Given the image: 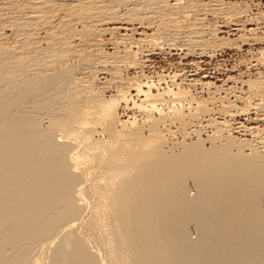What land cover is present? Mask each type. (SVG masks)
<instances>
[{"label": "bare ground", "instance_id": "6f19581e", "mask_svg": "<svg viewBox=\"0 0 264 264\" xmlns=\"http://www.w3.org/2000/svg\"><path fill=\"white\" fill-rule=\"evenodd\" d=\"M195 2L0 0V264H264V78L201 102L131 84L129 47L78 48L111 22L139 36L143 65L159 36L207 45L218 31L183 29ZM82 68L135 90L141 124L116 119L123 95L105 100Z\"/></svg>", "mask_w": 264, "mask_h": 264}, {"label": "rangeland", "instance_id": "374dc122", "mask_svg": "<svg viewBox=\"0 0 264 264\" xmlns=\"http://www.w3.org/2000/svg\"><path fill=\"white\" fill-rule=\"evenodd\" d=\"M218 1H221L223 11L213 13V9H217L213 2H210V0H198L199 3L195 2L196 6L194 5L193 8L187 10L183 15L184 20L186 21V24L184 25L185 27L183 26L184 31L193 29L194 25L199 32H203L204 34H208L213 29L215 32L218 31L217 35L214 37H210L209 35L208 37L205 35L204 39L208 43L207 45L194 44L190 46L193 48H190L186 45L188 42H185L187 41V38L184 36L180 39L169 37V41L165 40V42L159 36V40L155 41L156 43L154 42L157 46L153 55L150 57L151 59L143 65V63L140 64L141 59L139 58L140 52L138 49L134 45L130 47V42L133 40L136 41V39H139V36L135 35L133 36L134 38L130 37L129 39L124 40L120 35L126 33L122 30H118L116 34L113 35L109 30L117 27V24L111 22L112 24L106 23L105 25H102V29H107V31L99 33L103 34L100 39L98 38V41L97 38L94 41L92 37L93 40L90 41V46H78V48L92 47L94 49H104L105 53L112 55L114 52L113 49H115L114 45L119 43L121 49L124 48L120 51L122 55L131 53L133 60L136 58L140 60L138 64H133V66L130 64L131 67L129 70H123V77L125 79L127 78L128 81L131 80V84L136 85L151 82L154 83L153 91H156V89H160L161 91L162 87L165 88L166 86L172 85L171 88L175 89L176 85H178L182 86V88L184 87V90L187 89V91H189L190 94L192 93V96H195L198 101H208V96L212 93L210 91L214 92L217 90V87L220 91L235 86L240 90L241 85L239 86V84L235 85L232 83L234 80L245 81L257 76L264 78V0ZM234 15L235 17H233ZM77 30L80 31L82 29L77 28ZM7 34L10 35L11 32H7ZM111 35L114 36V38ZM171 38L174 41L170 40ZM10 39L12 40V37ZM73 42H76L75 45H79L77 41ZM166 42L168 43L166 44ZM161 43L163 45L160 47ZM171 44H174L176 47L174 46V48L171 46L174 49L171 48ZM126 47L130 48V53L125 49ZM186 47L191 50H183ZM145 49L148 50L150 48L147 47ZM256 61L259 62L257 63ZM73 64H76V62H73ZM88 71H90V69L84 70V68H82L81 71L77 72L79 73L77 75L82 78L84 77L90 84H95L94 87H97V89L100 88V90H102L101 93L104 91L102 95L105 100L109 101L111 98L117 97V95H123V99L116 100L117 102L114 104L116 106L115 118L121 123H131L133 121L135 124L138 123L136 125H140V122L144 120V117L137 108L142 99L136 95V91L133 89L127 91L125 89V92L120 93L122 88H119L112 82L111 75L105 74L104 72H98L94 75ZM228 78H232V81L230 80L229 83H227V80H229ZM193 83L194 85L192 86ZM208 83H210V86L207 89V86L204 85ZM200 84H203V86ZM211 86L213 88H211ZM207 90H209V92ZM209 108L212 107L209 105ZM245 118V116H240L238 122H245ZM189 127H194V124ZM196 127L194 128L199 130V125ZM120 129L121 127L119 130ZM208 130L209 129L205 130V132H201V139L203 138L206 140L208 136L212 135V132ZM209 133L211 134L209 135ZM180 134L181 133H179L177 137H181ZM236 136L237 135H235V137ZM188 141L195 142V139L191 138ZM206 145H208V143ZM192 236L193 238H196L194 234H192Z\"/></svg>", "mask_w": 264, "mask_h": 264}]
</instances>
